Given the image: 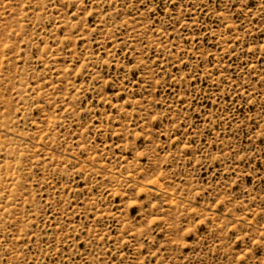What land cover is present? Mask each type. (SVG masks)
I'll return each mask as SVG.
<instances>
[{
    "label": "rangeland",
    "instance_id": "rangeland-1",
    "mask_svg": "<svg viewBox=\"0 0 264 264\" xmlns=\"http://www.w3.org/2000/svg\"><path fill=\"white\" fill-rule=\"evenodd\" d=\"M0 264H264V0H0Z\"/></svg>",
    "mask_w": 264,
    "mask_h": 264
}]
</instances>
